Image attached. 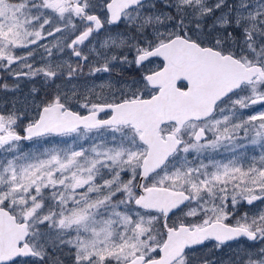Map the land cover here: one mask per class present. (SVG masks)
Here are the masks:
<instances>
[{
    "label": "snow or ice",
    "instance_id": "1",
    "mask_svg": "<svg viewBox=\"0 0 264 264\" xmlns=\"http://www.w3.org/2000/svg\"><path fill=\"white\" fill-rule=\"evenodd\" d=\"M0 264H264V0H0Z\"/></svg>",
    "mask_w": 264,
    "mask_h": 264
}]
</instances>
